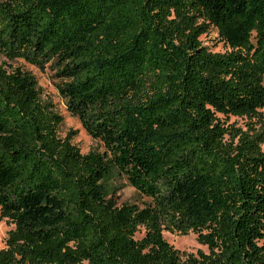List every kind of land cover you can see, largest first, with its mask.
I'll list each match as a JSON object with an SVG mask.
<instances>
[{"label": "trees", "instance_id": "16d2710c", "mask_svg": "<svg viewBox=\"0 0 264 264\" xmlns=\"http://www.w3.org/2000/svg\"><path fill=\"white\" fill-rule=\"evenodd\" d=\"M263 107L264 0H0V264H264ZM116 174L148 200L118 204Z\"/></svg>", "mask_w": 264, "mask_h": 264}, {"label": "rangeland", "instance_id": "374dc122", "mask_svg": "<svg viewBox=\"0 0 264 264\" xmlns=\"http://www.w3.org/2000/svg\"><path fill=\"white\" fill-rule=\"evenodd\" d=\"M200 40L202 44L211 51H224L227 49V46L219 39L217 31L214 28H210L206 33L202 34L200 36ZM7 64L12 67L19 66L23 70H26L35 76L41 98L51 101L55 111L62 117V121L57 130L60 137H64L69 130H72L75 132L72 138V143L79 148L81 153H86L89 150H96L99 152L103 151L104 148L102 143L86 134L78 119L66 110L64 100L60 97L56 89V83L58 80L54 77V72L50 68L45 67L43 70H40L35 66L24 62L22 59L7 61ZM260 111L264 113V107L261 108ZM244 122V118L234 116H230L228 118V123H234L235 126L242 127ZM110 183L111 185L120 187L116 194L118 204L122 202H130L137 203L141 206L148 200L146 197L141 196L138 192H136L133 187L128 185L123 175H114V177L110 180ZM10 228H12L11 224L6 222L4 219H0V249L4 247L6 234ZM141 234L142 233L137 234V237H140ZM162 235L166 241L179 251L196 253L198 250H202L207 252V247L197 242L196 234L194 232L179 235L163 230Z\"/></svg>", "mask_w": 264, "mask_h": 264}]
</instances>
